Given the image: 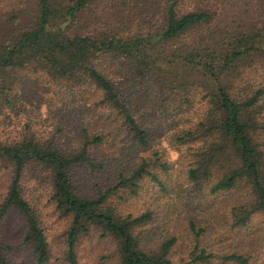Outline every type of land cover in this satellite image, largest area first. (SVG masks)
Segmentation results:
<instances>
[{"label": "trees", "instance_id": "1", "mask_svg": "<svg viewBox=\"0 0 264 264\" xmlns=\"http://www.w3.org/2000/svg\"><path fill=\"white\" fill-rule=\"evenodd\" d=\"M112 1L106 8L102 0H0V127L19 101L37 99L35 110L39 112L43 105L51 108V97L38 91L47 82L55 84L53 90L59 98L67 96L75 102L77 96L92 95L98 100L94 108L86 105L84 109L60 101L59 126H70L67 143L40 137L31 128L18 141H0V162L6 160L12 170L8 193L0 204V222L12 208L25 216L24 240L40 264L50 260L51 251L40 216L24 193L23 178L30 165L49 172L57 208L73 219L66 250L68 264H81L78 239L93 228L117 239L121 264H172L175 237L148 249L135 233L150 219V213L123 217L109 204L111 195L121 188L130 187L136 193L146 175L163 187L151 167L155 161L168 170L169 162L156 154L155 160L143 157L128 174H120L115 184L94 195L80 193L75 185L77 169L96 172L105 168L95 152L105 138L100 132L92 133L89 120L98 104L107 106L125 123L133 141L149 145V131L138 121L132 102L114 79L112 68L119 60L145 76L172 68L207 83L209 106L202 120L177 135L182 144L200 138L203 142L195 147L196 158L188 176L193 181L202 176L209 179L223 164L226 172L211 191H230L243 184L245 193L232 208L233 225L241 228L254 215H264V86L250 79L236 83L249 59L264 56V25L250 31L223 30V36L210 31L182 42L191 31L208 27L214 20L216 13L201 0H163L159 21L157 17L152 21L149 16L153 12L142 6L152 0ZM200 234L196 232V239ZM3 250L0 234V264H10ZM213 256L197 245L189 264ZM221 260L223 264H251L250 256L240 252L226 254Z\"/></svg>", "mask_w": 264, "mask_h": 264}, {"label": "rangeland", "instance_id": "2", "mask_svg": "<svg viewBox=\"0 0 264 264\" xmlns=\"http://www.w3.org/2000/svg\"><path fill=\"white\" fill-rule=\"evenodd\" d=\"M201 1L216 13L214 20L208 27L191 31L181 39L182 42L193 41L210 31L220 36L223 30L250 31L264 25V0ZM163 3V0L144 1L142 6L153 12L149 16L152 21L154 17L159 21ZM112 4V0L101 2L102 7L106 8ZM116 63L112 68V71H116L114 79L132 102L138 121L149 131V145L143 147L133 141L125 123L107 106L98 104L97 109L89 114V120L93 123L90 127L92 133L100 132L105 138L104 143L95 147L96 158L105 164V168H97L96 172L77 169L76 188L84 195H94L115 184L120 174H128L143 157L155 160L158 155L170 163L168 170L162 169L155 161L151 167L163 181V187L146 175L139 182L140 188L136 193H132L130 187L121 188L109 198V204L123 217L151 214L150 219L135 232L143 244L148 249H155L175 237L176 242L170 252L172 264H189L197 245L214 256L207 261L191 264H223L221 257L232 252L248 254L251 264H264V215H254L249 224L241 228L233 225L232 208L245 197L243 184L230 191L212 192L211 187L226 172L223 164L215 168L209 179L202 176L198 181H193L188 176V170L196 158L195 147H201L203 142L200 138L182 144L177 135L202 120L209 106L207 83L196 75L184 76L186 73L183 74L180 69L167 68L145 76L131 65L124 64V61ZM241 71L236 83L250 79L253 84L264 86V56L249 59ZM45 84L47 86H39L38 91L42 96L51 97V108L47 110L43 105V110L39 112L35 110L37 99L19 101L1 124L0 141H18L31 128L40 137H56L59 142L67 143L71 132L67 123L63 128L59 126L62 123L60 101L83 109L86 105L94 108L95 101H98L92 95L84 99L77 96L75 102L67 96L61 95L59 98V94L53 90L55 84ZM70 119L73 120L72 117ZM11 172L9 162L2 160L0 204L8 193ZM23 187L47 235L51 258L45 264H68L66 250L73 219L57 208L52 197L51 175L30 165L24 174ZM192 223H195V228ZM26 231V218L16 208L10 209L0 222L1 243L10 264H40L32 246L24 240ZM198 231L201 234L196 239ZM77 253L81 264H121L117 239L99 228H93L78 239Z\"/></svg>", "mask_w": 264, "mask_h": 264}]
</instances>
